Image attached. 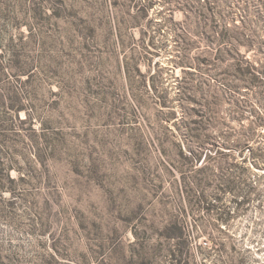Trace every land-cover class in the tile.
<instances>
[{"label": "rangeland", "instance_id": "1", "mask_svg": "<svg viewBox=\"0 0 264 264\" xmlns=\"http://www.w3.org/2000/svg\"><path fill=\"white\" fill-rule=\"evenodd\" d=\"M186 1L0 0V264H264V126L261 157L207 164L253 189L239 209L223 194L228 223L182 190L179 150L195 143L178 61L183 43L204 47ZM261 1L206 0L234 23ZM262 111L253 101L234 123ZM224 240L236 250L210 249Z\"/></svg>", "mask_w": 264, "mask_h": 264}, {"label": "trees", "instance_id": "2", "mask_svg": "<svg viewBox=\"0 0 264 264\" xmlns=\"http://www.w3.org/2000/svg\"><path fill=\"white\" fill-rule=\"evenodd\" d=\"M150 4L134 5L132 19L146 17ZM186 5L191 12L190 21L200 30L204 47L190 56L191 46L183 40L188 47L183 43L186 53L178 61L185 75L182 88L178 91V98L184 106L186 120L183 123L186 133L195 143L194 149L180 147V179L182 190L187 195L197 187L192 204L204 215L216 213L215 220L219 225L228 223L234 214L227 207L218 206L223 194L228 191L240 194V199L235 201V209H239L249 203L253 189L246 185L245 193H241L242 189L232 177L235 173L233 169L208 172L207 164L211 161L221 163L227 157L235 158L236 155L245 161L248 157H261L263 154L260 146L251 143L255 142L257 130L264 126V0L254 7L248 2L247 15L240 23L229 22L228 15H223L222 5H217L216 10L207 6L206 0L202 3L200 0H188ZM148 44L153 45L152 35ZM150 79L155 89L159 74H151ZM253 101L263 108V114L251 123H238L236 126L234 122L240 120ZM225 102L229 113L223 107ZM10 106L18 117L21 107L13 103ZM199 162L201 164L194 168ZM187 168L193 173H187L184 170ZM197 173L202 176L197 177ZM179 229L181 231L177 236L182 237L183 227L179 226ZM210 249L235 251L236 247L224 240L219 244L213 242ZM94 264L108 263L104 259H96Z\"/></svg>", "mask_w": 264, "mask_h": 264}]
</instances>
